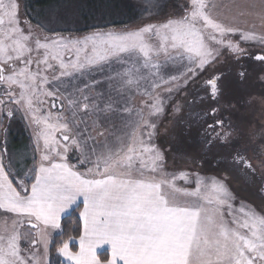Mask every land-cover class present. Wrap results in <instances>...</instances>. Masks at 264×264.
Returning a JSON list of instances; mask_svg holds the SVG:
<instances>
[{
	"label": "snow or ice",
	"instance_id": "obj_1",
	"mask_svg": "<svg viewBox=\"0 0 264 264\" xmlns=\"http://www.w3.org/2000/svg\"><path fill=\"white\" fill-rule=\"evenodd\" d=\"M130 7L81 32L76 0H0V264H264V124L226 99L264 81V0Z\"/></svg>",
	"mask_w": 264,
	"mask_h": 264
},
{
	"label": "trees",
	"instance_id": "obj_2",
	"mask_svg": "<svg viewBox=\"0 0 264 264\" xmlns=\"http://www.w3.org/2000/svg\"><path fill=\"white\" fill-rule=\"evenodd\" d=\"M23 2L26 5L28 15L34 17L35 9L47 7L52 0H23ZM76 2L82 5V10L74 14L70 13V19L66 26L79 29L81 32L89 31L93 25H103L106 22L114 24L130 23L139 16L138 10L130 7L135 0H76ZM10 140L16 145H19L23 140L24 142L27 141L26 134L23 133L19 125H13ZM176 147L180 149L187 146L177 145ZM214 167L215 163L209 166V170ZM73 220H75V215L63 222L66 229L63 239H67L69 235L78 236V233L67 230L72 225ZM56 239L59 240L61 237L57 236ZM70 247L74 251L77 250L75 243H72ZM54 260L56 264H65L62 257H54Z\"/></svg>",
	"mask_w": 264,
	"mask_h": 264
},
{
	"label": "rangeland",
	"instance_id": "obj_3",
	"mask_svg": "<svg viewBox=\"0 0 264 264\" xmlns=\"http://www.w3.org/2000/svg\"><path fill=\"white\" fill-rule=\"evenodd\" d=\"M248 66L250 75L245 82L240 83L235 75L229 78L226 99L237 103V109L233 113L234 120H240L248 126H257L264 124V81H261L256 75L258 62L249 61ZM21 143H24V140ZM169 163L171 164V160ZM207 174L212 175V170H208ZM232 187L240 196L256 198L255 190L238 180L233 183Z\"/></svg>",
	"mask_w": 264,
	"mask_h": 264
},
{
	"label": "crops",
	"instance_id": "obj_4",
	"mask_svg": "<svg viewBox=\"0 0 264 264\" xmlns=\"http://www.w3.org/2000/svg\"><path fill=\"white\" fill-rule=\"evenodd\" d=\"M74 243L77 245V250H78V240L76 242H74ZM62 260H63V258H62ZM63 262H64V260H63Z\"/></svg>",
	"mask_w": 264,
	"mask_h": 264
}]
</instances>
